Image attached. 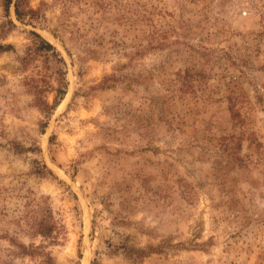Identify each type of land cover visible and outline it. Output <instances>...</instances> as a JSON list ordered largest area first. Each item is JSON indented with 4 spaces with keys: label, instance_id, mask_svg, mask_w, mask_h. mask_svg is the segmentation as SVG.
Wrapping results in <instances>:
<instances>
[{
    "label": "rangeland",
    "instance_id": "obj_1",
    "mask_svg": "<svg viewBox=\"0 0 264 264\" xmlns=\"http://www.w3.org/2000/svg\"><path fill=\"white\" fill-rule=\"evenodd\" d=\"M0 264H264V0H0Z\"/></svg>",
    "mask_w": 264,
    "mask_h": 264
},
{
    "label": "trees",
    "instance_id": "obj_2",
    "mask_svg": "<svg viewBox=\"0 0 264 264\" xmlns=\"http://www.w3.org/2000/svg\"><path fill=\"white\" fill-rule=\"evenodd\" d=\"M45 44H46V46L48 47V48H51L52 46L49 44V43H47V42H45ZM62 92V91H61Z\"/></svg>",
    "mask_w": 264,
    "mask_h": 264
}]
</instances>
